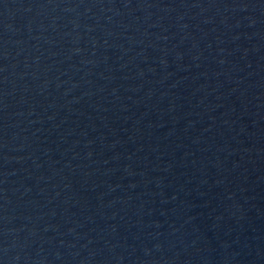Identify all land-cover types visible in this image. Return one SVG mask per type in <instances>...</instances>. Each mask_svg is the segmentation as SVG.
Here are the masks:
<instances>
[{"label":"water","instance_id":"obj_1","mask_svg":"<svg viewBox=\"0 0 264 264\" xmlns=\"http://www.w3.org/2000/svg\"><path fill=\"white\" fill-rule=\"evenodd\" d=\"M0 264H264V0H0Z\"/></svg>","mask_w":264,"mask_h":264}]
</instances>
